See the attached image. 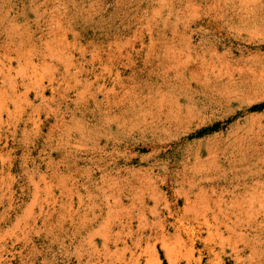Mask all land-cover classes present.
I'll use <instances>...</instances> for the list:
<instances>
[{
	"label": "rangeland",
	"instance_id": "1",
	"mask_svg": "<svg viewBox=\"0 0 264 264\" xmlns=\"http://www.w3.org/2000/svg\"><path fill=\"white\" fill-rule=\"evenodd\" d=\"M147 242L264 264V0H0V264Z\"/></svg>",
	"mask_w": 264,
	"mask_h": 264
},
{
	"label": "bare ground",
	"instance_id": "2",
	"mask_svg": "<svg viewBox=\"0 0 264 264\" xmlns=\"http://www.w3.org/2000/svg\"><path fill=\"white\" fill-rule=\"evenodd\" d=\"M206 220V219H205ZM206 225V224H205ZM209 225V224H208ZM189 231V230H188ZM195 234V233H194ZM192 236V235H191ZM148 241V240H147ZM153 241V240H152ZM156 241V240H155ZM155 241H153L154 243H155ZM161 241H163V240H161ZM160 241V242H161ZM191 241V240H190ZM207 241V240H206ZM151 244V245H155V244ZM157 243V242H156ZM220 243H223V242H220ZM220 243H218V244H220ZM149 243L147 242V246H150V245H148ZM163 244V246L165 247V249L166 250H168V248L166 247V245L164 244V243H162ZM190 244V243H189ZM220 245H222V244H220ZM189 248H191V247H189ZM222 249V248H221ZM192 250V249H191ZM190 251V250H189ZM193 251V250H192ZM222 251V250H221ZM191 252H188V256H190L189 254H190ZM213 253V252H212ZM168 256V259H169V261H170V263L171 264H176V262H177V258L176 257H174V258H172V255L173 254H171V252L170 251H168V253H166ZM156 255V249L154 248V246H153V248H151V246L149 247V250L147 249V264H152L153 262H157L158 260H155L154 259V256ZM140 256V255H139ZM187 256V257H188ZM199 256V255H198ZM217 255H215V257H216ZM176 258V259H175ZM135 260H138L137 258L135 259ZM195 260V259H194ZM199 260V259H198ZM197 260V261H198ZM219 260V259H218ZM217 260V261H218ZM133 262V261H132ZM186 262V261H185ZM199 262V261H198ZM128 263H130V262H128ZM194 263V261L193 260H188L187 261V264H193ZM212 263H213V261H212ZM216 263V262H215ZM178 264V263H177ZM186 264V263H185ZM199 264V263H198ZM219 264V263H218Z\"/></svg>",
	"mask_w": 264,
	"mask_h": 264
}]
</instances>
